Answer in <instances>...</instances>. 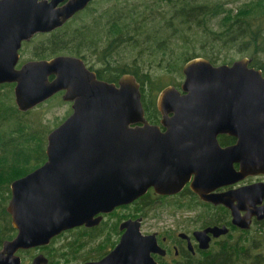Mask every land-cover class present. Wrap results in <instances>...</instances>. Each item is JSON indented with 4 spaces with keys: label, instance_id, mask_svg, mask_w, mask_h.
<instances>
[{
    "label": "water",
    "instance_id": "1",
    "mask_svg": "<svg viewBox=\"0 0 264 264\" xmlns=\"http://www.w3.org/2000/svg\"><path fill=\"white\" fill-rule=\"evenodd\" d=\"M92 1L0 0V84H15L23 112L62 91L64 101L72 102V113L48 134L46 162L11 184L7 211L17 234L4 241L0 264H22L20 250L91 225L95 214L130 203L151 187L177 194L191 181L202 199L231 207L233 222L240 224V205L232 203L242 202L243 190L212 191L247 171L264 172V73L248 57L218 65L204 57L189 60L181 86H167L158 96L160 124L147 120L141 84L131 73L117 83L106 81L74 55L19 66L24 41L62 27ZM220 134L237 141L222 147ZM122 227L127 231L118 246L85 264H157L152 253L165 251L155 234L141 232V219ZM209 231L226 229L196 234ZM46 262L40 254L31 264Z\"/></svg>",
    "mask_w": 264,
    "mask_h": 264
},
{
    "label": "trees",
    "instance_id": "2",
    "mask_svg": "<svg viewBox=\"0 0 264 264\" xmlns=\"http://www.w3.org/2000/svg\"><path fill=\"white\" fill-rule=\"evenodd\" d=\"M95 1L62 27L37 35L31 59L78 56L98 78L116 83L123 74L135 75L141 84L146 118L152 124L162 118L157 106L160 92L182 84L176 77H154L153 69L164 67L173 76H183L184 65L193 58L218 63L214 55L183 49L180 43H192L191 36L200 40L203 48L217 47V54L221 47L236 48L250 59L251 66L264 73V0H244L234 6H228L229 0H111L110 5L100 8L92 6ZM82 14L87 19L73 27V21ZM93 57L99 67L94 66L95 61L89 64ZM8 86L15 84H0V250L4 241L17 234L7 211L11 184L46 162L47 137L53 130L29 117L41 104L20 111ZM228 140L220 138L223 144ZM227 249L226 257L219 255L217 261L207 264H243L240 246ZM65 254L70 255V250Z\"/></svg>",
    "mask_w": 264,
    "mask_h": 264
},
{
    "label": "flooded vegetation",
    "instance_id": "3",
    "mask_svg": "<svg viewBox=\"0 0 264 264\" xmlns=\"http://www.w3.org/2000/svg\"><path fill=\"white\" fill-rule=\"evenodd\" d=\"M39 34L44 33H38L29 41H24L22 48ZM23 63L25 62L19 63V66ZM63 93L57 94L63 96ZM70 103L72 107V102ZM161 129L166 130L163 127ZM221 136L229 140L223 144ZM218 140L222 147L231 146L237 141L229 134H220ZM234 168L237 172L241 171V164L234 163ZM190 184L191 181L177 194H160L151 187L130 203L121 204L110 212H99L92 219L99 222L69 228L55 236L50 244L30 248L37 251L32 261L40 254L47 258V262L43 264H85L99 261L120 243L127 231V227H122L123 223L141 219V232L155 234L159 246L165 251L164 254L152 253L157 264H207L217 261L219 255L226 257L229 252L227 248L234 244L241 247L243 264H264V172L247 171L242 179L212 191L213 194L222 195L233 190H243L242 202L233 200L232 203L233 206L240 205V224L233 222L231 207L202 199ZM182 198H188L191 202L185 203ZM161 207L174 215H181L160 230H146V219L149 216L155 217L156 212L154 215L152 212L160 211ZM216 226L225 228L226 232L196 234ZM205 242L208 247H202ZM69 250L71 254H65Z\"/></svg>",
    "mask_w": 264,
    "mask_h": 264
},
{
    "label": "rangeland",
    "instance_id": "4",
    "mask_svg": "<svg viewBox=\"0 0 264 264\" xmlns=\"http://www.w3.org/2000/svg\"><path fill=\"white\" fill-rule=\"evenodd\" d=\"M110 1L111 0H96L92 6L99 7V8L106 7L110 5ZM243 1L244 0H229L228 6L237 5ZM86 19H87L86 14H82L81 16L77 17L72 23L73 27L79 26ZM191 37L193 39L192 43H186V44L184 42L180 43L182 48L186 49L188 47L191 53H200V55L202 53L203 54L207 53L212 56L214 55V57H218L217 65L223 64L224 61H233V60L241 59L243 56H245L244 54L239 52L236 48H232V47H228V48L221 47L220 53L217 54V51H218L217 47L213 48L212 50H208V48L210 49V46H208V48L207 47L203 48L202 42L200 40L196 41L194 36H191ZM35 40L36 38L33 39L29 45H26L22 48L20 63L25 62L26 60L32 58L33 51L37 45L35 43ZM94 61H95L94 66L99 67L98 62L96 61V58L94 57L90 59L89 64L94 63ZM152 72H153L152 74L154 77H157L158 75H163V77H167V78L176 77L175 79L177 81H181V83H183L185 79L184 73H183V76H180V75L173 76L174 74L168 73L169 71L164 67H156V70L153 69ZM10 89H11V96L15 102L14 86L7 87V90H10ZM71 111H72L71 103L64 101L62 99V95H58L54 97L53 99H50L46 101L45 103L39 105L35 109H33L29 117L31 119L40 121L44 126H46V128H48L49 130H52L55 127H57L59 124H61L70 115ZM181 200H183L185 203L191 202V200L188 198H182ZM163 202H165V200ZM159 203H162V202H159ZM155 212L157 214L155 217L149 216V218L146 219V222H145L146 230H149V231L160 230L165 225L172 224L174 222V219L178 217V215H181L180 213H178L177 215H174L170 213L168 209H163V207H161L160 211H153L152 214L154 215ZM36 253L37 251H35L34 249L26 250V252L25 251L19 252V254H21V256L23 257V262H24L23 264H30L32 261V258L36 255Z\"/></svg>",
    "mask_w": 264,
    "mask_h": 264
}]
</instances>
